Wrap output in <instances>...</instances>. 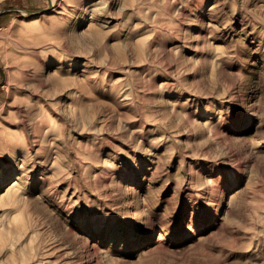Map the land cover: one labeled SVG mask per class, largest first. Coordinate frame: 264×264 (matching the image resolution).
<instances>
[{"label": "rangeland", "instance_id": "obj_1", "mask_svg": "<svg viewBox=\"0 0 264 264\" xmlns=\"http://www.w3.org/2000/svg\"><path fill=\"white\" fill-rule=\"evenodd\" d=\"M0 12V264H264V0Z\"/></svg>", "mask_w": 264, "mask_h": 264}, {"label": "bare ground", "instance_id": "obj_2", "mask_svg": "<svg viewBox=\"0 0 264 264\" xmlns=\"http://www.w3.org/2000/svg\"><path fill=\"white\" fill-rule=\"evenodd\" d=\"M52 1H53V0H52ZM52 6H53V3H52ZM22 53H23L24 55H27L28 50L25 49V48H23V49H22ZM248 142H252V139L249 138V139H248ZM263 143H264V141L261 142V143H259L258 145L263 144ZM141 219H142V215L140 214L139 216L135 217V218L132 219L130 222H128V224L138 223V222H140Z\"/></svg>", "mask_w": 264, "mask_h": 264}, {"label": "water", "instance_id": "obj_3", "mask_svg": "<svg viewBox=\"0 0 264 264\" xmlns=\"http://www.w3.org/2000/svg\"><path fill=\"white\" fill-rule=\"evenodd\" d=\"M1 15H2V12H0V17H1Z\"/></svg>", "mask_w": 264, "mask_h": 264}]
</instances>
